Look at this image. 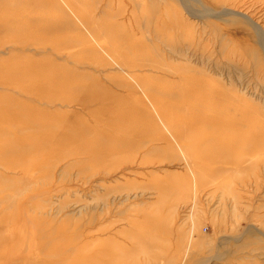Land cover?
<instances>
[{"label": "rangeland", "instance_id": "rangeland-1", "mask_svg": "<svg viewBox=\"0 0 264 264\" xmlns=\"http://www.w3.org/2000/svg\"><path fill=\"white\" fill-rule=\"evenodd\" d=\"M181 1L32 0L36 3L0 7L4 21L15 14L23 22L47 15L41 22L61 21L66 27L46 38L56 52L36 55L19 48L0 54V84L17 80L0 87V104L8 111L0 114L4 140L41 145L31 148L23 163L11 156L0 159V264L205 263L226 237L231 238L223 249L230 252L210 263L264 264V235L257 233H264V150L246 146L240 132L216 134L214 156L204 165L210 178H204L199 141L174 129L193 112L198 125H208L203 115L208 119L223 110L226 97L242 93L236 83L243 72L252 93L258 83L254 73L264 71V52L239 21L201 16V5ZM249 1L236 3L248 13L259 6L253 16L264 25V3ZM172 12L183 13L173 18L187 25H173ZM158 13L164 15L162 25L155 20ZM201 23L207 24V39L223 37L224 45L241 55L229 59L236 65L242 61V72L236 73V65L230 68L228 84L195 89L188 72L200 66L173 51L186 46ZM198 55L223 59L214 45ZM25 58L36 61L38 77L46 82L44 94L70 106L40 104L41 97L32 94L36 78L13 76ZM198 96L204 99L200 106L194 101ZM27 108L46 113L16 115ZM209 141L202 140L203 145L210 147ZM11 166L16 173H10ZM77 202L106 207L79 212L71 208Z\"/></svg>", "mask_w": 264, "mask_h": 264}, {"label": "bare ground", "instance_id": "bare-ground-1", "mask_svg": "<svg viewBox=\"0 0 264 264\" xmlns=\"http://www.w3.org/2000/svg\"><path fill=\"white\" fill-rule=\"evenodd\" d=\"M58 1L60 2L61 0H58ZM176 1H178V0H176ZM179 1H181V0H179ZM185 1H188V0H182L181 1V2H183V5H185ZM192 1L195 2V4H199L203 7L204 12L203 13L200 12V13H202L201 16L203 15V16L209 17V18H217V20L218 19L224 20L225 22L230 21V22L237 23L239 21L240 25L244 29L254 33V36H253L254 41H256L259 44V47L264 52V25L259 22L260 19L259 20H258V18L255 19V17L253 16V14H255L256 12H258L260 10L259 6H258L259 10L256 9L257 10L256 12L254 10L255 13L252 12L251 10H250V12H252V13H250V12L248 13L247 9H246V11L244 9L243 10L240 9V6H242L241 4L239 5V8L237 6L238 3L242 2V1L244 2V0H242V1L239 0L238 3H236L238 0H235L236 2H233L232 0H211L210 3L215 5L218 9H213L209 6H205V4H204V3H206L205 0H204V3L202 0H192ZM251 1L255 2L257 5H262L261 2L264 3V0H251ZM259 1H260V4H258ZM246 2H248V1H246ZM253 2L252 3L250 2V3L253 4ZM35 3L36 2H32V0H0V7L1 8H16L19 6H23L25 4H35ZM250 3H247V5ZM256 4H254V5H256ZM243 6L245 7L246 5H243ZM252 7L255 9L254 6H252ZM184 8L186 10V14L187 13H189L188 15L192 14L190 9H189L190 7L188 8V6H184ZM253 8H250V9L253 10ZM262 12L264 13V11H262ZM179 14L177 12H175V14L173 15V12H172L173 16H171V18H170L171 23L173 25L181 24V23H184L185 25H187L186 22L181 21L182 19L178 20L176 18H173V17H177V15H179ZM182 14H180V16ZM165 15H167V14H165ZM18 16H20V15L15 14L16 19L14 18V16H12V17L8 18L9 20H7V21L0 19V36L5 34V32H7L5 35L7 37L4 38V40H6V41L0 42V54H6V53H9L11 51L14 52V50H17L19 48H20V50H25V51H28L31 53H36V55H45L47 53L56 52L58 50L57 48H50L49 49L48 42L46 41V38L50 37V36L54 37V36L60 35L62 33V31L64 30V28H66V27H64V23H62L61 21H58V22H54L53 24L49 23V24H51V25H49L48 23L41 22L42 19H45L48 17L47 15H41V16H37L34 18L27 17L29 19L25 20L24 22L21 21L20 19H17V18H20ZM163 16L164 15L162 13H158V15H156V17H155V20L158 19L157 23H159L160 25H162L165 21ZM206 29H207V24L201 23L200 28L198 29V32L197 33L195 32L194 35H189V37H193V39L189 38L187 40V41H189V43L184 47L181 46L180 48H177V47H175L176 46L175 42H173V46L175 47V48H173V51L177 53V56H181L182 58L184 57L186 59L187 63L191 62V59L196 60V63L198 64V66H200V68L192 69L190 71L191 73L188 72V76L191 77L192 79H194V83H195V87L192 85H190V86L194 87L195 89H197L196 87L204 89V87L210 83H212L213 86H217L220 83H227V84L230 83L229 81L232 78L230 68L234 67L236 64H234L229 59L234 58L235 60H238L237 58H239V56H241L238 54V51H236L234 49L230 50L228 48L229 45H224L223 37L220 39H216L217 37L215 38V36L213 35L214 40L207 39L208 36L205 37V35H204L207 33V32H205ZM22 30H26V33L23 36L22 35L19 36V32ZM249 35H250V33H249ZM191 41H193V42L191 43ZM212 45H214L216 48L219 49V54L223 59L222 60L212 59L206 55L204 56L203 59H199L198 58L199 57L198 51L201 49H205L206 47L212 46ZM196 47H198L199 50ZM256 52L257 51L254 48L253 53H252L253 56H256V54H255ZM224 58H227L228 60H224ZM20 61L21 62L18 63L19 65L17 64V66H20V67H17V68L14 67L12 70V74H13V76H18V74H20L19 75L20 77H27L29 75H32L36 78V82H37L38 86L36 88V91L33 90L34 92H32V94H34V95L38 94V96H39L38 98L41 97V99H38V102L40 104H44V105H47L50 107H53L56 105H67V106L71 105L70 104L71 102H68V101L58 102L55 100V98H51V97L49 98V97H47L46 94H44V91H42V87L46 86V82L44 79L40 80L38 77L39 73H41V72H39V67L35 66L33 63L36 61H29L27 58L20 60ZM240 62H242V61H239V63H237V65H236V73L242 72V71L240 72V68H241ZM246 63H248V62H246ZM249 63H250V61H249ZM114 66H116V64ZM118 66L126 67L125 63H120V65H118ZM262 66L264 68V63H262ZM126 68H128L130 70V68L128 66ZM189 68H191V63L188 65V70H189ZM244 68H246V67H244ZM253 70L257 71L256 69H253ZM261 70H263V69L261 68ZM260 71H257V73H254L255 74L254 76L256 77L254 79V81H257L258 83H257V85H256V87L252 93H250V90H248V86H246L248 78H245L246 75L244 74V72L241 73L242 75L239 76L238 83H236V85L239 87V89H240V91H242V93L238 94L237 92H235L234 94H230L228 97H226L224 100L226 103L224 102L223 105L221 106V108H223V110L219 111V112H216V111L213 112L212 114H210L208 116V119L206 117H203V116H205V115H203L201 117V119H205L206 121H208L207 122L208 125L203 126V127L198 125V122L196 121L197 119L195 117V113L193 112L188 117H184L183 119H181L178 122V125L174 128L176 130L175 133L182 135L180 133V131H181V129H183L186 132L185 136L188 139L199 141L198 145L200 147L198 145L197 146L202 151H205V155L199 161V163H201L200 166L204 167V165H206L205 164L206 161L208 162V160H211V159H209V158H211L210 155H212V157L214 156L215 149L217 147H216V141L212 140V138L214 135L219 134V133L224 134V133H227L231 130H234L236 132H240L248 140V142L247 141L246 142L249 144L246 143L247 144L246 146H250L252 148H262L264 150V71H261V72ZM228 72L231 75H229ZM215 74H217V75L219 74L221 78L214 79L213 76ZM127 77H130V76H127ZM245 79H247V80H245ZM16 81L17 80H11L9 82H5V83H1V84H6V85L11 84V83L15 84ZM0 82H2V81H0ZM1 84H0V87H1ZM174 84H177V83H174ZM26 91H27V89H26ZM28 91H30V89H28ZM209 95H212V94H209ZM209 95H208V97H209ZM250 97L253 98V100L256 103H254ZM74 101L76 103H79L81 100L79 98H75ZM194 101L197 102V105H199V106L204 103V99L202 96H198V97L194 98ZM4 108L5 107L0 104V114L8 115V111L6 109L4 110ZM14 113H16V112H14ZM42 113H46V112H41L40 110L34 109V108H27V110L22 111V112H18V113H16V115L23 116V114H24L25 117H32L35 115H41ZM28 120H30V119H28ZM4 131H6V130L2 129V131H0V159H8L11 156L15 160V162L18 161V162L23 163L25 160H27L32 155L33 152L30 150H31V148H34L35 145L29 144V141L27 139H25V142L21 141V140H18V141L4 140L5 135H2L4 133ZM14 132L16 135L19 136V134H21V129L19 127H15ZM187 133H188V135H187ZM208 137H210V141H209L210 143H207V144H209L211 146L205 147L203 145L202 140H206ZM92 139L93 138L90 137V140H92ZM209 145H206V146H209ZM40 146L41 145H38L35 148L40 149L41 148ZM246 146H244V147H246ZM247 148L248 147H246V150H247ZM86 151H87V149H83V151H81V153H85ZM262 151H260V152H262ZM65 158H69V157L65 156L64 159ZM21 159H23V160H21ZM212 159L217 160L214 158H212ZM250 161H252V160L250 159ZM262 162H264V161H262ZM11 167L12 168L9 169L10 173H16L15 170H13V169H15V167H13V166H11ZM209 173H210V170H207V169L205 170V167H204V169H203L204 178L206 177V175H208L207 177L210 178ZM105 175L107 177H109L110 174H109V172H105ZM204 178H203V181H204ZM85 205L81 206V204L80 203L78 204V202H77V205H71L72 207L71 206L70 207L72 209L79 208V212H81L85 208L96 209L98 211L99 209L106 207L105 203H100V202H94L91 205L90 204H88V205L85 204ZM151 224L154 226L153 223H151ZM257 233L259 235H264V233H262L259 229H257ZM230 238L231 237H229V238L226 237L225 239L227 241V240H230ZM226 241H223L221 243V245L218 247V249H217L218 254H214L211 257H209L208 261H206L205 263L200 261L198 263V260H197V261H194L193 264H209L212 261L215 262V261L219 260L223 256V254L225 255L227 252H230L227 249H223L224 243ZM234 241L237 242L238 244L239 243L242 244L240 241V238H235ZM237 250H239V249H237ZM187 252H189V251H187ZM190 252H192V250H190ZM219 254H221V255H219ZM260 257H262V254ZM210 264H214V263H210Z\"/></svg>", "mask_w": 264, "mask_h": 264}]
</instances>
